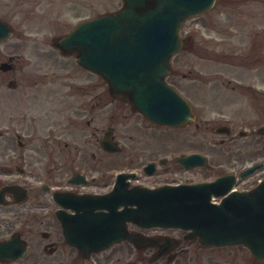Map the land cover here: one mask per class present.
I'll use <instances>...</instances> for the list:
<instances>
[{
	"label": "flooded vegetation",
	"instance_id": "obj_1",
	"mask_svg": "<svg viewBox=\"0 0 264 264\" xmlns=\"http://www.w3.org/2000/svg\"><path fill=\"white\" fill-rule=\"evenodd\" d=\"M224 2L236 8V20L205 21L203 27L211 24L214 30L205 36L197 37L193 26L182 29L187 44L172 60L168 83L190 103L195 119L171 128L178 136H172L170 146L154 153L157 156L144 165L143 153L153 152L169 140L152 136L149 130L165 127L148 121L131 105L116 101L108 86L99 84L97 75L82 68L87 78L80 82L70 70L60 75L61 80L54 77L49 83L38 80V70H30L24 99L12 103L13 122L28 131L0 133V264H260L243 247L208 246L191 231L181 229L142 228L130 223L128 232L138 237L137 243L126 240L93 253H84L67 239V232H74L80 242H86L87 218L111 207L101 197L114 191L118 174H114L115 153L103 148L104 140L118 145L120 138L124 141L121 153L127 167L122 172L132 174L126 179L128 189L211 181L196 179L197 170L204 168L180 162L194 153L189 147L196 131L224 136L220 144L222 150L229 151L241 139L249 145L264 140L260 133L264 105L258 106L264 104V89L258 88L264 86V21H258V0ZM212 43L218 46L217 53L209 48ZM229 43L236 44L232 57L238 77L234 84L221 81L228 94L220 100V118L210 120L212 104H217L210 100V76L200 74L193 60L197 52L206 50L225 64ZM38 55L43 61L52 57L50 53ZM57 82L59 90L52 87ZM117 102L123 105L124 124L131 125L130 131L133 123L137 126L135 136L117 135ZM144 132L150 134L143 136ZM252 177L238 181L237 191L253 189L255 184L249 183ZM219 202L221 199L213 201ZM104 232L109 233L108 225Z\"/></svg>",
	"mask_w": 264,
	"mask_h": 264
},
{
	"label": "water",
	"instance_id": "obj_2",
	"mask_svg": "<svg viewBox=\"0 0 264 264\" xmlns=\"http://www.w3.org/2000/svg\"><path fill=\"white\" fill-rule=\"evenodd\" d=\"M124 7L110 14L80 24L71 34L57 41L65 53L77 52V62L104 77L111 94L130 102L149 120L177 126L193 119L190 106L165 79L171 71L170 61L179 51V30L192 16L209 10L215 0H124ZM12 31L0 19V41L10 38ZM3 63L0 69L10 70ZM14 83H10L13 87ZM264 134V129L260 130ZM110 151H119L104 142ZM181 162L188 167L207 164L200 155ZM262 165L240 175L245 178ZM122 174L114 192L111 223L101 225L100 217L88 220L87 244L83 249L96 251L135 237L127 235V223L143 227H164L192 231L201 243L212 246L246 247L264 262V181L251 192H233L236 176L227 175L211 183L190 187H162L156 190H128ZM212 196L224 197L221 204H212ZM107 198V197H105ZM123 207L122 210H119ZM107 219V216L101 217ZM109 225V233L103 228ZM70 242L77 244L74 235ZM79 245V244H77Z\"/></svg>",
	"mask_w": 264,
	"mask_h": 264
},
{
	"label": "rangeland",
	"instance_id": "obj_3",
	"mask_svg": "<svg viewBox=\"0 0 264 264\" xmlns=\"http://www.w3.org/2000/svg\"><path fill=\"white\" fill-rule=\"evenodd\" d=\"M123 3V0H0V17L14 30V35L11 39L0 42V64L7 62L11 57L16 59V67L13 71L0 72V102H3L1 106L2 113L0 112V132L28 131L22 130L21 126L13 122L12 103L24 99L22 94L26 91L25 80L31 74L30 70H38L39 72L35 73L39 76L38 80L46 81V83L51 82L54 77L61 80L59 78L60 75L69 72V70L73 72L78 82L87 78L80 71V67L73 58L64 57L66 58L64 59L59 57V51L54 48L53 41L55 38L72 31L82 21L119 10L122 8ZM259 10L260 20L264 21V3H260ZM235 17V13L230 8H224L221 4H218L213 12L190 21L187 26H193L192 32H195L197 37L205 36L212 34L214 31L211 24H209V28L203 27V23L206 20L214 19V21H226L229 23V21L235 20ZM209 48L211 50L215 49L217 53L218 46L216 43L209 45ZM226 48L227 54L230 56H227L225 64H220L218 57L215 61L203 60V53H208L206 50L199 51L201 56L195 55L193 60L194 67L200 71V74H208L210 76L212 84L210 100L217 101V104H212V113L208 116L210 120L220 118V110L218 109L220 100H223V96L228 94L227 90L220 86L221 81L225 80L227 82L231 80L232 84H234L238 77L237 70L233 65L234 61L233 59L230 60L231 55L235 53L236 44L229 43ZM43 53H50L52 55L51 60L43 61L41 56L38 55ZM10 80L17 81V90L13 91L8 88ZM99 84L103 85V82L99 80ZM59 85V82H57L52 87L59 90ZM258 88L264 89V86L259 84ZM56 97L51 98V101H54ZM258 106L262 107V104L259 103ZM114 108L117 135L128 136L133 134L135 136L133 132L137 126L133 123L132 131H130L131 125L127 126L126 123L124 124L122 106L116 104ZM56 110L58 109L56 108ZM143 123L144 126L148 124L146 122ZM149 131L153 132L151 133L152 136H159L169 140H164L162 145L158 146V149L153 152H150V150L144 152L141 165L156 157L157 154L154 153H159L170 146L172 136H178L171 128L156 127ZM149 134L150 132L142 133L143 136ZM224 138V136H217L213 132L204 133L199 131H196L191 137L189 150L204 155L212 167L209 170L206 168L197 170L198 178L196 179L214 180L229 173H239L257 163L264 164V140L260 139L259 142L249 145L248 140L241 139L242 142L229 151L222 150L220 142ZM117 142L123 147L124 141L122 138ZM250 149L256 150L257 154H252L251 151H248ZM123 154L124 152L114 155L115 175L127 167L123 163ZM262 179H264V168L256 172L249 183L257 184Z\"/></svg>",
	"mask_w": 264,
	"mask_h": 264
}]
</instances>
